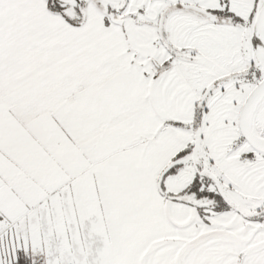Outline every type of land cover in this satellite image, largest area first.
Returning <instances> with one entry per match:
<instances>
[{
    "label": "snow or ice",
    "instance_id": "6c2138e0",
    "mask_svg": "<svg viewBox=\"0 0 264 264\" xmlns=\"http://www.w3.org/2000/svg\"><path fill=\"white\" fill-rule=\"evenodd\" d=\"M0 264H264V0H0Z\"/></svg>",
    "mask_w": 264,
    "mask_h": 264
}]
</instances>
